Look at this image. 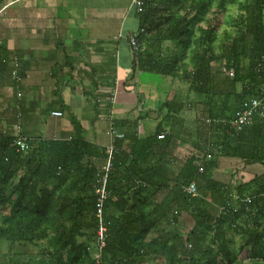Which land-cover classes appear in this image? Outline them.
<instances>
[{"label":"trees","instance_id":"16d2710c","mask_svg":"<svg viewBox=\"0 0 264 264\" xmlns=\"http://www.w3.org/2000/svg\"><path fill=\"white\" fill-rule=\"evenodd\" d=\"M141 1L142 11L135 8V68L187 83L191 93L205 97L212 119H230L244 100L264 96V73L255 72L264 55V0ZM232 7L234 16L228 15ZM218 15L227 17V28L220 34L212 24ZM216 65L231 68L233 78L218 74ZM176 103H164L167 121L184 105L179 102L178 110L171 108ZM201 122L202 156L186 158L174 177L173 202L167 207L174 231L166 238L146 241L159 219L142 216L143 198L140 204L128 205L125 200L118 207L136 210L141 229L120 237L118 231V239H110L114 220L107 216V208L122 196L111 185L114 154L103 204L108 237L98 260L94 251L98 166L93 159L104 158V150L81 139L21 140L20 146L15 144L19 137L0 134V242L15 248L0 264H32L36 256L25 254L28 248L38 249V264H139L147 257L163 264H264V173L232 187L209 177L221 156L264 167V118L255 117L240 131ZM161 128L159 123L153 136L136 145L150 148L162 146L164 139L170 142L171 136L160 134ZM197 181H202L200 186ZM190 182L196 185L194 197L184 192ZM213 204L219 205L217 213L211 211Z\"/></svg>","mask_w":264,"mask_h":264},{"label":"crops","instance_id":"0c3cea01","mask_svg":"<svg viewBox=\"0 0 264 264\" xmlns=\"http://www.w3.org/2000/svg\"><path fill=\"white\" fill-rule=\"evenodd\" d=\"M135 12L132 0L0 4V134L23 141L81 139L98 150L111 143L110 125L122 134L114 141L111 178L122 196L106 212L114 220L109 237L115 241L116 232L119 237L133 235L142 226L136 210L118 209L125 200L140 204L145 198L139 212L159 219L146 241L172 234L167 207L173 202V180L186 158L202 156L205 128L198 123L208 114L205 97L191 93L187 83L156 78L133 66L128 38L138 27ZM172 101L177 103L171 108L184 105L167 121L163 105ZM159 123L160 134L170 135V142L164 139L162 146L150 148L136 145L153 136ZM223 159L227 158L218 157L209 177L230 186ZM93 162L101 165L103 156ZM139 264L163 263L147 257Z\"/></svg>","mask_w":264,"mask_h":264},{"label":"built area","instance_id":"2783aa9c","mask_svg":"<svg viewBox=\"0 0 264 264\" xmlns=\"http://www.w3.org/2000/svg\"><path fill=\"white\" fill-rule=\"evenodd\" d=\"M4 1V0H3ZM136 11L139 13L142 11V1L141 0H132ZM129 46L133 51L137 48V41L135 35L132 34L128 38ZM257 73H264V55L261 60L256 64ZM221 75L227 78H233L234 72L231 68H221ZM53 116H60L59 112H52ZM264 118V96L253 97L244 100L241 103L240 109L236 112L234 117L230 119H219V118H209L205 117L202 121L205 125L212 128H225L227 131H240L244 127L249 126L253 119ZM109 134L111 143L104 148V158L103 163L98 166V169L95 173L94 180V193L96 195L95 203V236H94V251L95 259L98 260L100 257L101 251L105 248L107 237H108V228L103 220V204L108 197V191L106 189L107 175L112 168L114 154L116 152V147L114 146V141L123 138L122 134L116 133L112 126L110 125ZM15 144L23 146V143L20 139ZM184 192L194 197L197 195L196 185L194 182H190L187 186L184 187ZM189 247V246H188Z\"/></svg>","mask_w":264,"mask_h":264},{"label":"rangeland","instance_id":"374dc122","mask_svg":"<svg viewBox=\"0 0 264 264\" xmlns=\"http://www.w3.org/2000/svg\"><path fill=\"white\" fill-rule=\"evenodd\" d=\"M235 13H236V9H235V7H232V8H230L228 15L234 16ZM207 18H209V15ZM226 20H227L226 16L218 15L216 17V20H214V22L212 23L213 25H216L218 34H220L224 28H227V24L225 23ZM204 24L205 23L202 22L200 26H203ZM222 67H223L222 65H216L215 66V68H216L215 70L217 71L218 74H219V72L221 74V68ZM158 76L159 75H155L156 78ZM236 89H237V91L239 90L238 85L236 86ZM189 96H192L195 98V96H193V95H189ZM192 97H190V99ZM191 100H193V99H191ZM204 113H205V111H204ZM207 115L208 114H205L204 117H207ZM223 161H224L223 164L227 168V174L225 175V179L231 180L230 181L232 184V185H230L231 187L237 186L238 184H242L243 182L249 181L252 178L260 177L264 173V167L259 165V164L246 166V165H243L239 160L231 159V158L223 159ZM218 208H219V205L213 204L211 211L214 213H217ZM238 244H239V242L234 243V245H233L234 250H236V248L238 247ZM8 247L9 246L6 245L5 243L0 242V261L4 260V258L7 257V254H12V252L15 251L14 247H10L9 249H8ZM28 252L32 253V256H36V260L33 261L32 264H38L37 263V258L39 255L38 249H32V248L24 249L25 254H28ZM39 264H42V263L39 262Z\"/></svg>","mask_w":264,"mask_h":264}]
</instances>
